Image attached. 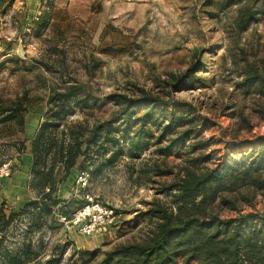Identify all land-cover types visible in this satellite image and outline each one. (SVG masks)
<instances>
[{"label": "rangeland", "instance_id": "rangeland-1", "mask_svg": "<svg viewBox=\"0 0 264 264\" xmlns=\"http://www.w3.org/2000/svg\"><path fill=\"white\" fill-rule=\"evenodd\" d=\"M263 66L264 0H0V217L15 214L0 235V264L26 245L32 264H101L116 247L145 240L161 220L156 209L176 213L188 156L164 157L151 145L130 157L126 127L132 137L144 115L130 105L146 94L169 110L191 105L211 142L209 164L239 159L248 143L264 140V96L242 85L250 67ZM68 87L95 104L65 106L54 117ZM3 107L18 110V122L2 123L12 113L1 114ZM46 122H60L52 150L73 136L88 140L100 126L120 144L91 145L68 175L57 164L51 205L26 209L41 201L31 143ZM148 129L153 143L162 131ZM55 162L52 152L47 168ZM227 197L238 198L237 208L217 207L221 220L264 217V190ZM89 199L113 209L115 219L84 235L74 221Z\"/></svg>", "mask_w": 264, "mask_h": 264}, {"label": "trees", "instance_id": "trees-1", "mask_svg": "<svg viewBox=\"0 0 264 264\" xmlns=\"http://www.w3.org/2000/svg\"><path fill=\"white\" fill-rule=\"evenodd\" d=\"M246 72L248 77L242 85L264 96V66L261 69L250 67ZM66 90L68 95L56 99L60 111H56L54 117H59L65 106L72 104L80 110L94 106L95 103H89L91 95L81 97V91L76 92L80 88L68 87ZM146 95L142 101L130 105L132 114L139 110L144 111V115L139 119L140 130L132 137L128 136L130 129L126 127L128 155L140 158L152 145L158 147L157 151L164 157L173 154L188 156L184 175L174 194L177 211L167 213L156 209L154 213L159 214L161 220L154 231L140 243L116 247L101 264H264V217L248 214L237 219L221 220L216 212L217 207L225 205L234 210L237 208L238 198L234 197L235 201H231L227 197L229 195H238L244 190H264V140L248 143L246 150L239 153V159L227 155L224 162L210 165L214 162L213 155H206L205 151L211 142L203 140L198 132L200 118L193 113L192 106L185 104L169 110L166 105H161L159 97ZM12 110L3 107L1 114L12 113L2 123L18 122L21 118L18 110L14 113ZM59 124L44 123L31 143V172L36 182L33 185L42 194L40 202L27 204L26 209L39 210L40 205L46 208L51 205L56 191L53 174L57 164L68 175L77 167L79 159L88 153L91 145H100V141L106 138V142L113 146L120 144V140L108 136L111 133L109 127L100 126L88 140L81 141V137L73 136L69 143H56L52 150L50 133ZM148 125L162 131L153 143L150 140L154 135ZM166 139L168 144L164 145ZM190 141L195 143L187 147L188 151H183L184 145ZM52 152L56 162L47 168V157ZM240 199L249 202L244 193ZM14 218L15 214L0 217V235L11 226ZM2 244L0 238V252ZM1 259L2 264H32L35 260L30 245H26L20 253H6ZM59 263L60 259L52 258L45 264Z\"/></svg>", "mask_w": 264, "mask_h": 264}, {"label": "built area", "instance_id": "built-area-1", "mask_svg": "<svg viewBox=\"0 0 264 264\" xmlns=\"http://www.w3.org/2000/svg\"><path fill=\"white\" fill-rule=\"evenodd\" d=\"M75 216L74 223L84 235H90L97 229L111 224L115 219L114 210L104 207L93 199Z\"/></svg>", "mask_w": 264, "mask_h": 264}]
</instances>
